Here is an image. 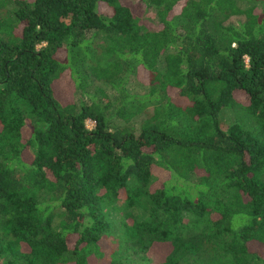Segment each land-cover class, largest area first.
Masks as SVG:
<instances>
[{
    "label": "trees",
    "instance_id": "trees-1",
    "mask_svg": "<svg viewBox=\"0 0 264 264\" xmlns=\"http://www.w3.org/2000/svg\"><path fill=\"white\" fill-rule=\"evenodd\" d=\"M131 1L0 0V264H264V0Z\"/></svg>",
    "mask_w": 264,
    "mask_h": 264
},
{
    "label": "rangeland",
    "instance_id": "rangeland-1",
    "mask_svg": "<svg viewBox=\"0 0 264 264\" xmlns=\"http://www.w3.org/2000/svg\"><path fill=\"white\" fill-rule=\"evenodd\" d=\"M123 1L128 2L129 4H131L132 2L131 0H123ZM136 7L138 6L136 5ZM148 15L153 21H156V18L154 17V15H152L151 13H149ZM242 19H243L242 16H234V17H231L228 21H226V23L227 24L228 23L237 24ZM150 25H153V24L150 22ZM132 85H133L132 89L135 91L143 90V88H141V86L139 85H135V84H132ZM239 92H241V90L236 91L235 95L238 94ZM237 96H238L239 102H236L232 106L223 107L218 114L219 126L222 130H226L228 126L232 123H240L250 128H254L257 126L254 117L250 113H248L247 110L245 109V104L243 103H245L246 99L244 95L240 93ZM137 123L138 121L136 122V124ZM86 126L89 129H91L94 126V122L91 120H86ZM114 228L116 229L117 225H115ZM109 239L112 242L114 239V236H111ZM167 247H168L167 244L154 245V247L151 249L150 257L158 261L159 259H161V257H163L164 251L165 249H167Z\"/></svg>",
    "mask_w": 264,
    "mask_h": 264
}]
</instances>
